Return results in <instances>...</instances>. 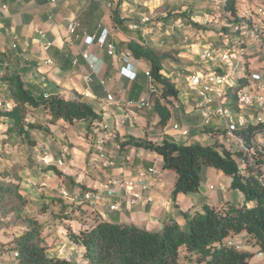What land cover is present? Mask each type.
Returning a JSON list of instances; mask_svg holds the SVG:
<instances>
[{
    "label": "crops",
    "instance_id": "0c3cea01",
    "mask_svg": "<svg viewBox=\"0 0 264 264\" xmlns=\"http://www.w3.org/2000/svg\"><path fill=\"white\" fill-rule=\"evenodd\" d=\"M259 1L261 0H240L238 16L242 17L252 11ZM147 2L56 0L55 3H51L49 0H0V66L7 65L9 70L19 74L25 89L37 101L42 102L49 97L69 101L79 99L91 106L102 118L101 122L92 125L89 121H75L69 124L63 120L50 124L45 121L46 113L42 105L28 108L26 121L47 130L38 129L29 133L30 138L34 140L33 145H28L23 139L25 149L22 154L26 160H31L30 154L34 153V156H31L32 160L40 163L38 168L43 173L39 180L40 188L37 189L40 198L35 199L33 196L26 198L28 206L30 201L37 205L38 200L46 199L50 202V210L57 208L67 213L76 207L78 220L86 214H91L93 217L113 223L134 225L147 230H161L169 222H176L183 227L184 214L201 213L205 206L226 209L228 205H254L252 202H245L240 192L229 189L230 179L227 176L210 167H202L197 192L179 193L175 198L172 197L176 175L162 168V159L156 153L135 146L134 143L161 145L164 142H172L179 145L211 146L219 143L220 133L213 129L221 127L220 121H212L209 130L200 129L202 109L196 93L189 89L188 82L186 88L176 85L179 93L175 104L179 109L171 108V118L164 126L157 125L158 116L152 105L133 115V106L145 100L151 88L159 92L160 87L145 77L149 65L143 60H135L131 56V63L136 67L137 74L133 82L123 78L119 74V69L123 65L120 54L128 51L127 45L130 42H136L154 50L171 52L172 55L176 52L175 57L181 59V66L185 70L191 69L194 74L213 70L227 73L232 68L231 60L216 66L213 62L201 58L203 49L209 47L212 52L219 54L232 52L233 49L240 47L246 49L247 54L259 51L264 54V36L250 33L246 36L248 39L242 37L246 45L240 46L239 42L237 44L235 42L238 40L234 33L229 30L231 25L222 19L224 27L228 30L198 29L197 37L193 40L195 42L179 45L173 40L170 46L161 48L149 42L157 41L163 35L167 40L171 36L166 30L167 27L159 28L160 24H157L155 28H151L148 22H141L142 18H148L144 12L145 8L141 5L148 7L150 11L156 7L151 8L153 3L149 5ZM155 17H158L157 20L163 19L160 20L164 22L163 24L168 25L172 22L169 18L166 19L168 14L163 11ZM74 20H77L78 27L74 35H69L67 26ZM177 21L180 19L175 20L174 24ZM258 25L261 24L255 26ZM156 29L161 33L154 34ZM102 30L108 33L106 43L114 47L113 55L107 53L106 46L101 47L95 41L89 47L83 42L86 37H98ZM221 31H224L223 37L230 41V49L220 41V38L211 41L212 35L219 37ZM228 31L231 32L227 33ZM208 41L211 42L207 43ZM84 51L96 58L95 65L90 66L82 57ZM162 74L170 80L175 78L166 69H163ZM242 75L243 72L239 77ZM5 92L4 85H0L3 103L8 102ZM225 93L226 87L214 89L211 96L221 101ZM108 95L112 97V101L107 100ZM253 114L249 109H238L235 115L240 130L245 125H254ZM0 121L3 129L9 124L6 119ZM176 122L182 127L189 128L188 138H182L173 131L172 126ZM260 137L259 135V140L263 141ZM4 139L9 142L15 140L7 135ZM18 139L21 141V138ZM98 140L102 141V147L112 162V167L106 170H100L98 162L94 160ZM7 146V143H4L5 152ZM58 162L61 164L58 165ZM149 167H154L160 175L158 178L148 177L144 180L148 188L142 192L145 200L143 204L131 206L118 188H114L113 197L107 196L101 188L107 180L130 179L135 177L139 170ZM27 175L30 178L27 172L20 174L21 180H25L27 185H33L32 179H28ZM41 184L45 186L42 187ZM136 190L141 192L139 188ZM62 191L68 194L67 198L61 196ZM87 191L93 192L92 200L82 199V195ZM23 195L26 197L24 193ZM115 202L119 203L120 209L111 212L109 205ZM25 210L30 213L27 208ZM75 223V227L78 228L73 229L74 233L80 228V224ZM238 240L241 246L248 242L251 246V240L244 234L239 235ZM69 244L73 245L70 241ZM77 248L82 253L83 249L78 246ZM242 248L245 249L244 246ZM245 250L254 252L255 248L251 246L249 250ZM249 264H264V257L256 255Z\"/></svg>",
    "mask_w": 264,
    "mask_h": 264
},
{
    "label": "trees",
    "instance_id": "16d2710c",
    "mask_svg": "<svg viewBox=\"0 0 264 264\" xmlns=\"http://www.w3.org/2000/svg\"><path fill=\"white\" fill-rule=\"evenodd\" d=\"M239 1L218 2V15L231 25V31L235 34L234 27L244 24L249 33L263 35V27L255 26L261 24L255 13L250 17L238 16ZM254 7L264 8V0ZM239 43L240 46L246 45L243 40ZM127 50L135 60L148 63L151 81L160 87L158 94H152V109L158 116L157 125L164 126L171 118V108L178 100L179 93L176 83L162 74V64L170 61L172 54L136 42H130ZM252 58L256 59L252 61ZM263 62L262 51L244 55L243 75L237 78L233 94L236 110L237 98L248 87L250 75L255 71L264 74ZM0 69V85L6 89V101L12 103L10 110L0 109V118L9 122L5 128L8 137L15 140L21 138L28 145H33L34 140L29 133L38 129L47 130L28 123L26 117L28 108L40 105L46 113L45 121L50 124L58 120L69 124L89 121L90 125L101 122V115L79 99L69 101L49 97L42 102L37 101L25 89L19 74L9 70L7 65L0 66ZM238 135L242 137L245 148L252 150L254 162L243 150L227 149L217 142L211 146L172 142L161 145L135 142L134 145L156 153L162 159V168L176 175L173 198L179 193L197 192L202 167H210L227 176L230 179L229 189L240 192L245 202H252L253 206L228 205L226 209L205 206L201 213L184 214L183 227L169 222L161 230L113 223L86 214L80 220L78 232L68 230L67 234L73 245L83 249L81 257L84 264H249L258 253L264 256V183L260 181L261 169L264 171V150L258 151V146L251 142L254 139L260 141L257 135L264 136V124L249 126ZM240 162L244 163L242 172ZM21 179L20 174L11 170L4 169L0 173V219L4 220V225L18 224L23 229L9 242V253H13L14 257L12 264H72L65 258L49 255L42 236L43 225L35 215L25 210L27 200L19 187ZM241 234L251 240L254 252L243 249L239 244L238 236Z\"/></svg>",
    "mask_w": 264,
    "mask_h": 264
},
{
    "label": "rangeland",
    "instance_id": "374dc122",
    "mask_svg": "<svg viewBox=\"0 0 264 264\" xmlns=\"http://www.w3.org/2000/svg\"><path fill=\"white\" fill-rule=\"evenodd\" d=\"M147 1L143 0V2H147L149 5L153 3L151 4V8L152 6H156L153 7L150 11L148 7H144L143 5H141V7L145 8L144 12L146 13V16L149 19V22L147 24L151 28H155L157 24H160L159 28L167 27L166 30L169 36H171L170 38L168 37L167 40L164 35L163 37L159 35L161 38L159 37V40L157 41H150L149 43H151V45L157 44L158 47L163 48L170 46L173 40L178 42L179 45H189L190 43L195 42L193 40H195L194 37H197L196 31L198 29L208 31L211 30V28H221L222 30L224 28L228 29L227 27H224V22L222 18L218 15V1L216 0H156L153 2L150 0ZM161 11H163V13L166 12L168 14V17L166 19L169 18V21L172 20V22H169L170 24H163L164 22L160 21L163 19L157 20L158 17H155V15L158 13L161 14ZM177 19H180V21H177L174 24L175 20ZM193 19L195 21H193ZM176 24H180L179 27L176 26ZM229 30H231V28ZM187 32H193V34ZM230 32L231 31H228L227 33ZM155 33L159 34L161 32L156 29L154 31V34ZM234 35L238 40L235 41L236 44L240 40L244 39L242 38L243 36H248L246 34L243 35L240 33H234ZM223 36L224 31H221L219 37L212 35L213 39H211V41H215L220 38V41H222V43L230 49V41L228 40V38ZM246 39H248V37H246ZM211 41H208L207 43H210ZM230 53L235 56L231 59L230 63L232 64V68H230L231 71L229 72H231V74L235 77H239V75L243 72V58L244 55L247 54V50L238 47L237 49H233ZM175 55L176 53H173V55H171L172 59L170 61L167 60L166 62H164L162 66L164 70L166 69L167 71L173 74L175 78L172 81H174L176 85L186 88L190 76L194 75L195 72L191 69L185 70L184 67L181 66V59H177ZM235 89L236 87H226V93L225 96L222 97L221 103L225 106H228L235 114H237L238 110H236L233 105L235 100L233 96ZM2 104L4 103L2 101V97L0 96V109H6L4 106H2ZM249 126H252V124L245 125L240 131L247 130ZM207 129L209 130L210 128ZM213 131L220 132V137L218 138V142L220 144H224L227 149H238V144L235 140H229L227 138H224L222 134V132L224 131V127H221L219 129L214 128ZM4 143H7L8 145L7 147H5L7 149V152L4 151ZM22 143L23 141H19V139H16L12 142L5 141V139L0 141V173L4 169L8 171L11 170L12 173L15 172L17 175H23L27 172L28 174H30V178L29 175H27L28 179H32L33 185H27L25 180H21L19 184L20 190L26 195V198L33 196L35 199H39L40 192L37 189L40 188L39 180L43 177L42 170H39L38 168L40 166V163L32 160L31 156H34V153L32 152L30 154L31 160H26V157L24 156V154H22V151L25 149L24 143ZM249 159H251V156H249ZM243 165L244 163L240 162L239 168L241 172L243 171ZM32 202L34 201H30V206L26 204L25 208L30 211V215H35V217L38 218V220L43 225L42 236L44 237L46 245L48 247L49 255L63 257L69 260L72 264H84L83 259L81 257V251L77 248V246L69 244V239L67 237L68 230H71L72 232H74L73 229L77 230L78 227H75V222L80 223L81 220H78L79 216L77 214L78 211L76 207H74L71 212L66 213L57 208L50 210V202L46 199L38 200L37 205L32 204ZM243 206L244 205L241 204L237 207ZM246 207L251 206L248 205ZM3 221L4 220L0 219V263L12 264L14 261V257L13 253H9V242L12 240L14 235H18L20 232H22L23 229L18 224L4 225ZM243 246L245 247V249L248 250L251 248L250 242L243 244Z\"/></svg>",
    "mask_w": 264,
    "mask_h": 264
},
{
    "label": "built area",
    "instance_id": "2783aa9c",
    "mask_svg": "<svg viewBox=\"0 0 264 264\" xmlns=\"http://www.w3.org/2000/svg\"><path fill=\"white\" fill-rule=\"evenodd\" d=\"M51 3H55L56 0H49ZM134 2H139L141 0H133ZM156 1V0H150ZM252 13H255L260 21L261 26L263 27V36H264V8L254 7L252 11L244 14L243 17H250ZM142 23L149 22L148 18H142ZM180 24H176L179 27ZM78 27L77 20L70 22L67 26V31L69 35H74L76 29ZM234 32L240 33L243 35H250L248 32L247 26L244 24H239L234 27ZM108 33L106 30H102L98 37H86L83 42L86 47H89L94 41L101 47L106 46V51L109 55H113L115 52L114 47L111 44L106 43ZM49 45H47L48 47ZM15 48V46H13ZM233 54L230 52H222L216 54L210 50L209 47H205L202 51L201 58L205 61H211L216 66H220L223 62H228L233 58ZM82 57L93 66L96 64V58L88 54L87 51H84ZM120 58L123 62V65L119 69V74L133 82L136 79V67L131 63V54L129 51H124L120 54ZM145 77L151 81V76L149 70L145 72ZM189 89L196 93V96L199 101V105L202 109V122L200 125L201 130H205L209 128L212 121H220L221 127H224V138L229 140H235L238 144V149L243 150L245 153L251 156L249 159L251 162H254V157L252 156V150H247L242 142V137L238 135L240 129L236 122L235 113L228 107L221 103L219 99L213 98L211 96L214 89H221L224 87H236L237 78L231 74V72L227 73H218L213 70L207 73H199L190 76L188 80ZM152 94H158V92L154 91L153 88L150 89L149 96L141 101L136 103L133 108V115L139 113L152 105ZM108 101H112L111 96H107ZM6 108L5 110H10L12 107V103L6 102L3 104ZM237 106L239 108H245L253 111V124L261 125L264 124V74L258 71L252 73L249 77V85L248 87L239 94L237 98ZM174 109L178 110L179 106L174 104L172 106ZM127 117L125 116V119ZM220 127V128H221ZM173 131H175L180 137L188 138L190 136V130L188 127H182L180 123H174L172 126ZM219 129V128H218ZM5 129L0 125V141L4 139ZM261 136V135H260ZM259 139V135L256 136ZM263 141H257L256 139L252 140V144L254 146H258V151L264 150V136L262 135ZM97 154L94 157V160L98 162L100 170H106L112 167V162L109 160L108 154L104 151L102 147V141L98 140L97 142ZM237 149V150H238ZM61 162H58L60 165ZM160 172L157 171L154 167H149L146 169H141L137 172L136 176L130 179H111L107 180L105 183L101 185L102 190L107 194V196L113 197L115 196L114 188H118L122 191L124 197L127 199L128 203L133 205H139L144 203V196L142 192L147 191V185L144 184V180L148 177L150 178H158ZM260 181L264 183V171L261 169L260 172ZM41 186H45V184H41ZM136 188H139L141 192H138ZM61 196L64 198L68 197V194L65 191L61 192ZM94 198V194L92 191H87L82 195V199L85 201L92 200ZM120 209L119 203L115 202L109 205V210L111 212H116ZM257 257H264L262 253H258Z\"/></svg>",
    "mask_w": 264,
    "mask_h": 264
}]
</instances>
